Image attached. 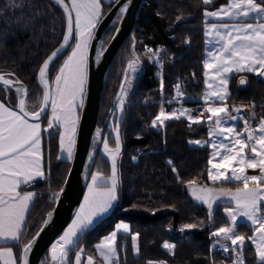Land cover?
<instances>
[{"label": "trees", "instance_id": "obj_1", "mask_svg": "<svg viewBox=\"0 0 264 264\" xmlns=\"http://www.w3.org/2000/svg\"><path fill=\"white\" fill-rule=\"evenodd\" d=\"M32 1L38 3L37 6L34 4L24 12L14 9L16 12L13 15L9 13V5H5L8 13L4 16L1 9L4 0H0V73H14L16 78L26 83L28 108L37 111L43 95L38 71L43 60L61 41L65 17L52 0ZM227 1L213 0L205 5L202 0H147L142 6L133 32L121 46L108 73L98 121L99 127L108 132L109 115L116 104L128 58L138 54L142 72L134 79L119 124L118 201L106 218L81 234L78 245L69 253V264H74L75 253L81 248L85 253L96 256L95 246L115 229L119 221L128 222L131 228L130 234H118L119 264L157 261L166 264H230L234 261L232 254H223L212 247L215 238L211 236L217 228L229 224L223 209L230 203L215 205L210 218L207 206L197 203L189 194V181H195L196 185L238 186L232 181L211 182L208 176L210 146L189 143L206 141L208 125L202 123L189 127V121L181 118L165 121L162 126H152V120L160 111L162 97L175 95L177 83L187 98V105L196 104L203 95L204 11L214 10ZM112 4H104V14ZM47 9L51 10L50 13ZM46 17L50 18L51 24L47 25ZM117 25L118 22L114 20L107 29L100 52L112 38ZM145 43H163L167 46L162 58V78L142 54ZM69 51L51 66V79ZM241 77H247L248 83L244 87L238 83ZM0 99L14 108L17 105V95L11 90L0 88ZM249 100L264 101V78L248 72L234 73L227 101ZM48 118L49 114L42 120L44 126ZM59 133L58 126L45 133L47 177L50 181L47 182L46 178L34 184L38 193L21 242L12 244L19 263L23 242H28L36 234L47 213L54 207L55 202L46 190L47 185L52 191H60L70 168L71 161L59 157ZM108 143L115 147L113 137L108 138ZM95 171L105 176L111 175V162L102 152L97 153L92 174ZM186 224H196L197 227L180 231ZM236 231L248 239L253 228L239 222ZM135 233H139V254L134 251L131 240V235ZM166 242L175 245L173 251L162 247ZM242 255L245 264L257 263L252 244L245 246ZM41 264L53 262L46 255ZM96 264L101 263L97 260Z\"/></svg>", "mask_w": 264, "mask_h": 264}, {"label": "snow or ice", "instance_id": "obj_2", "mask_svg": "<svg viewBox=\"0 0 264 264\" xmlns=\"http://www.w3.org/2000/svg\"><path fill=\"white\" fill-rule=\"evenodd\" d=\"M55 2L66 13V32L60 46L39 68L38 80L43 87L39 111L28 110L25 99L26 87L14 73H0V88L5 91L11 90L19 97L15 109L0 100V241L21 242L26 226V214L36 194L31 191L21 192L19 189L21 185H29L35 183L37 179L45 178L39 121L49 107L51 119L48 120V129H52L54 124L61 126L63 130L59 133L60 147L69 160L74 155L76 129L79 123L78 109L84 106L88 81L89 49L97 39L95 33L103 16V8L101 0H71L70 5L64 0H55ZM111 2L116 3L117 0ZM202 2L208 5L213 0H202ZM129 4L130 0H125L120 6L121 16L126 14ZM9 6L20 5H17L15 0H9ZM204 16L219 21H234L212 23L206 28L209 50L208 58L203 62L206 90L202 100L205 104L204 111L209 115L206 119L193 117L190 110L183 107L166 113L161 106L158 115L152 120V126H162L165 121L181 118L189 121V127L202 123L209 126V140L203 142L195 140L189 143L211 147L212 154L208 161L211 167L208 176L213 183L235 181L242 184V187L232 191L207 186L197 187L195 181H189L190 195L194 200L207 206L210 218L218 202L226 201L234 205L223 209L229 218V225L219 227L211 233L215 238L213 248L219 245L225 253L234 252V264H244L242 253L245 248V237L236 232L238 219L242 217L254 228V235L248 239L255 246L260 264H264V117L259 119L256 128H252L248 120L240 115L241 107L233 106L230 110L226 104L229 96L228 83L233 73L247 71L264 78V0L259 3L257 0H230L218 10L205 9ZM244 18L254 20L255 23L244 22ZM65 50L70 51L50 84L48 79L50 66L65 54ZM103 51L104 49L101 50V55ZM147 53L149 59L159 62L162 69L160 52L147 49ZM96 59L99 60L100 55H97ZM140 70V57L134 54L128 62L124 76L126 87L122 86L118 97L121 113L132 80ZM239 83L244 85L245 80L241 79ZM161 88H163L162 82ZM183 98L181 85L177 83L174 99L179 102ZM251 107L255 108V105ZM251 116L255 117L254 111ZM238 120L243 123L242 131L236 130L235 122ZM114 127L115 147H109L107 138L102 141L104 152L111 160V175L106 177L100 172L91 174V183L84 203L67 230L52 245L53 264H69V253L78 245L81 234L99 217L108 213L118 200L117 160L121 152V140L119 124ZM217 160L218 162H214ZM257 168L261 170L260 175L246 174V169ZM62 192L63 189L53 194V202L58 200ZM52 215L51 212L47 214V218L43 221L45 225L51 221ZM196 227V224H186L180 231ZM130 232L128 223H117L115 230L95 246L104 264H118V234ZM131 240L134 251L139 254V233L132 234ZM222 241H229L230 245ZM34 243L35 238L23 242L22 264H28V253ZM162 247L173 251L175 245L166 242ZM83 253L82 248L75 253V264H81ZM0 260L3 264H17L11 247L0 246ZM87 264H94L92 256L87 257Z\"/></svg>", "mask_w": 264, "mask_h": 264}, {"label": "water", "instance_id": "obj_3", "mask_svg": "<svg viewBox=\"0 0 264 264\" xmlns=\"http://www.w3.org/2000/svg\"><path fill=\"white\" fill-rule=\"evenodd\" d=\"M52 1L57 4L55 0ZM146 1L147 0H130V4L126 14L121 16L119 9L120 6L124 4L125 0H117V2L113 3L108 11L103 14L102 19L97 26V30L95 33L97 39L93 41L92 46L89 49L88 81L86 85L84 106L80 109L74 155L71 159L70 168L65 181L61 187V189H63V192L59 196L58 200H56L54 207L48 212L53 213L51 221L47 225L42 223L36 234L29 240L31 241L33 240V238H35V243L28 253V264H41L43 258L46 255H49L51 259L52 245L55 243L56 239L67 227V225L71 222L81 203V200L91 178L97 153L100 151L103 144L102 141L104 140L105 131L99 127L98 121L108 73L121 46L133 32L139 13ZM64 2L69 4L68 0H64ZM57 5L62 10L65 17V34L67 16L63 11V8L59 4ZM117 18H119L117 28L112 38L104 48L103 54L101 55L100 45L102 38L111 23ZM61 43L62 39L59 44L47 55V57L57 47H59ZM67 51L68 50H65V53ZM97 55H100L99 60L96 59ZM47 57L43 60V62L47 59ZM42 64L40 65V67L42 66ZM48 79L51 84L52 80L50 77V70ZM241 79L245 80L244 77ZM19 81H21L22 84L26 87L27 95L25 99L27 102L28 86L22 80ZM245 85L246 80L244 85L240 84L241 87H244ZM18 100L19 97L17 96V104ZM39 109L37 111H39ZM49 111L50 107L45 112V115L41 117L40 121H42L48 115ZM98 132L99 135H97ZM95 139H97L98 142L96 146L93 147V142ZM195 186L203 187L201 185ZM46 218L47 215L45 219ZM41 229L43 230L41 231ZM37 233H39L38 236ZM22 257L23 248L21 252L20 264H22Z\"/></svg>", "mask_w": 264, "mask_h": 264}, {"label": "crops", "instance_id": "obj_4", "mask_svg": "<svg viewBox=\"0 0 264 264\" xmlns=\"http://www.w3.org/2000/svg\"><path fill=\"white\" fill-rule=\"evenodd\" d=\"M229 1V0H228ZM68 2H69V4H70V2H71V0H68ZM106 3H111V0H101V4H102V8H103V14H104V4H106ZM208 11H214V10H208ZM205 17V16H204ZM205 20H206V23H205V25H204V34L206 33V28H207V26H209V25H211L212 23H217V24H219V23H233L234 21H232V20H224V21H219V20H216V19H214V18H206L205 17ZM244 22H252V23H255V21L254 20H251V19H249V18H244ZM209 38L206 36V34H205V57H204V61L208 58V55H207V52H208V50H209V45L207 44V40H208ZM66 59V58H65ZM244 72H247V71H244ZM239 73H243V72H239ZM248 73H250V72H248ZM234 74V73H233ZM232 74V75H233ZM251 74H254V73H251ZM232 75L230 76V79H229V83H228V92L230 93V81H231V77H232ZM256 75V74H255ZM256 76H258V75H256ZM258 77H260V76H258ZM242 78V77H241ZM241 78H239V80L241 79ZM206 89V88H205ZM204 94V93H203ZM202 97H203V95L200 97V98H198L197 99V103H200V104H202L203 106H204V108H205V104H204V102H203V100H202ZM1 100V99H0ZM4 101V100H3ZM7 103V102H6ZM8 104V103H7ZM226 104L227 105H229L228 104V101L226 100ZM184 108H186V109H189L190 110V114L193 116V117H200V116H202V115H199V116H196L195 114H194V110H193V107H191V106H185ZM13 109H15L14 107H13ZM81 109V108H80ZM80 109H78V115H79V117H80ZM229 109L231 110L232 108L231 107H229ZM204 116H202V117H200L201 119H206L207 118V116L209 115L206 111H205V113L203 114ZM51 119V108H50V111H49V118H48V120H50ZM39 123H40V125H41V153H42V157H43V159H42V166H43V171H44V173H45V178H43V179H37L36 181H35V183L36 182H38V181H40V180H44V179H46L47 178V163H46V153H45V133L47 134L48 132H49V130L50 129H48V121H47V125L46 126H44V124L42 123V121H39ZM236 124H237V131H242V129H243V126H242V124L239 122V121H236L235 122ZM79 124V123H78ZM54 126H58V125H55L54 124ZM59 127V129H60V132H62V127L61 126H58ZM208 128H209V126H208ZM77 129H78V125H77ZM77 129H76V135H77ZM75 139H76V137H75ZM210 138H208L207 140H209ZM206 140V141H207ZM203 142V141H202ZM194 145H196V144H194ZM198 146V145H197ZM75 149V148H74ZM210 149H211V147H210ZM211 154H212V149H211ZM211 154H210V158H211ZM59 157L60 158H63V159H67V160H69L68 158H67V155H66V153L61 149V147H60V143H59ZM209 158V159H210ZM214 162H218V160L217 161H214ZM236 166V165H235ZM211 166L209 165V168H210ZM102 174V173H101ZM246 174H250L251 176H253V175H260L261 174V170L259 169V168H257V169H246ZM102 175H104V174H102ZM105 176V175H104ZM107 177V176H106ZM211 181V180H210ZM212 182V181H211ZM35 183H32V184H29V185H21V187H20V191L21 192H27V191H31V192H33V193H35L36 195H35V197H34V200H33V202L30 204V207H29V210H28V212H27V214H26V223H27V219H28V216H29V213H30V210H31V207H32V205H33V203H34V201H35V198H36V196H37V193H38V190L34 187V184ZM91 183V178H90V181H89V183H88V186H89V184ZM88 186H87V188H86V190H85V193H84V195H83V198H82V200H81V203H80V205H79V207H78V209H77V211H76V213L79 211V209H80V207H81V205L84 203V198H85V196H87L88 195ZM201 186H207V187H212V188H215V189H219L220 187H227V186H217V185H214V184H204V185H201ZM118 189H119V187H118ZM118 201V200H117ZM117 201L114 203V205H113V207L109 210V212L108 213H106L105 215H103V216H101V217H99L96 221H95V223L93 224V225H91L90 226V228L89 229H87V230H90V229H92L94 226H95V224L99 221V220H101V219H104V218H106L110 213H111V211H112V209L114 208V206H115V204L117 203ZM196 201V200H195ZM197 202V201H196ZM221 202H226V201H221ZM198 203V202H197ZM218 203H220V202H218ZM228 203H230L231 204V202H228ZM76 213H75V215H74V217H73V219H75V216H76ZM73 219L71 220V222L73 221ZM71 222L67 225V227L63 230V232L59 235V237L61 236V235H63V233L67 230V228H68V226L71 224ZM120 223V222H119ZM25 229V228H24ZM87 230H85V231H87ZM84 231V232H85ZM123 234V233H122ZM108 236V235H107ZM59 237L56 239V241L59 239ZM55 241V242H56ZM16 243H19V242H14V241H0V246H3V247H11L12 249H13V252H14V255H15V257H16V261H17V264H20L19 263V260H18V257H17V254H16V252H15V248L12 246V244H16ZM216 248H218V246L216 247ZM77 251H79V250H77ZM76 251V252H77ZM97 251V250H96ZM88 256H92L93 258H94V264H96V261L98 260L101 264H104V261L102 260V258L99 256V254H98V251H97V254H96V256L95 255H90V254H87V253H83V255H82V259H81V264H87V257ZM154 264H166L165 262H163V261H157V262H153ZM0 264H3V261L2 260H0ZM74 264H75V256H74ZM119 264V263H118Z\"/></svg>", "mask_w": 264, "mask_h": 264}, {"label": "rangeland", "instance_id": "obj_5", "mask_svg": "<svg viewBox=\"0 0 264 264\" xmlns=\"http://www.w3.org/2000/svg\"><path fill=\"white\" fill-rule=\"evenodd\" d=\"M9 1V0H8ZM8 1L7 2H5V0H4V5H3V7L1 8L2 9V12L4 13V16L8 13V7H6L5 8V5L6 6H8L9 5V3H8ZM230 2V0L229 1H227L225 4H223V5H227L228 3ZM257 2L259 3V2H261V0H257ZM15 3L17 4V5H20L19 7H10L9 6V8H10V10H9V13H14V12H16V11H14V9H16L18 12H24L25 10L26 11H28L30 8H32V6L35 4V6H37V4L38 3H36L35 1H32V0H15ZM222 6V5H221ZM220 6V7H221ZM41 6L39 5L38 6V8H40ZM220 7H218V8H216V9H214V10H218ZM41 11H42V8H41ZM47 12H49L50 13V9H47L46 10ZM41 14H43L42 12H41ZM13 15V14H12ZM45 16H46V13H45ZM45 16H44V18H45ZM118 20H119V18H117L116 19V21L118 22ZM50 18L48 19L47 17H46V23H47V25H49V24H51L50 22ZM142 54L144 55V57L149 61V63L150 64H152V62L149 60V58L144 54V52L142 51ZM67 57V56H66ZM133 58V56L132 57H129L128 58V61H127V65H128V62L131 60ZM163 63V62H162ZM63 64V63H62ZM62 64H61V66H62ZM127 65H126V67H125V71H124V73H123V79H122V83H121V87H120V90H119V92H118V95H117V99H116V104H115V106H114V108H113V110L111 111V113H110V115H109V121H108V129H109V131L108 132H106L105 131V135H104V139L105 138H107V141H108V138H110V137H113L114 139H115V125L116 124H120V121H121V118H122V116H123V113H121L120 111H119V106H118V97H120V94H121V88H122V86H124V87H126V83H125V79H124V76H125V73H126V71H127ZM60 66V67H61ZM156 70H157V74H158V76L160 77V78H162V69H161V67L159 66L158 68H156ZM141 72H142V67H141V70L139 71V73L136 75V77L138 76V75H140L141 74ZM56 74H58V71L56 72ZM55 74V75H56ZM55 75H54V77H55ZM54 77H53V79H51L52 81L54 80ZM135 77V78H136ZM134 78V79H135ZM245 78V80H246V85H247V77H244ZM134 79L132 80V84H131V88H132V86H133V82H134ZM239 83V82H238ZM131 88L128 90V93H129V91L131 90ZM205 88H206V83H205ZM206 90V89H205ZM205 90H204V92H205ZM128 95V94H127ZM183 96L186 98V96L183 94ZM200 98V97H199ZM126 100H127V98H126ZM126 102V101H125ZM229 106V105H228ZM230 107V106H229ZM49 114V113H48ZM202 116H204V115H202ZM202 116H200V117H202ZM119 133H120V131H119ZM208 138H209V135H208ZM97 142H98V140L97 139H95L94 140V142H93V147H95L96 146V144H97ZM109 144V143H108ZM109 147H112L110 144H109ZM114 148V147H113ZM99 152H102V154L111 162V160H110V157H108L107 156V154L104 152V149H103V144H102V147H101V149H100V151ZM119 157V156H118ZM69 161H71V160H69ZM233 166H235V165H233ZM96 172H99V171H95L94 173H96ZM93 173V174H94ZM101 173V172H100ZM247 175H249V176H251L250 174H247ZM50 180H49V178L47 177V182H49ZM232 182H234V183H236V184H238V186H236V187H231V186H228V187H220L219 189H225V190H232V191H235L236 190V188H238V187H242V184H240V183H238V182H235V181H232ZM250 187L252 186L251 185V183H250V185H249ZM46 190H47V192L48 193H50V196H51V199H54V193H59V190L58 191H52V189L50 188V185L48 184L47 185V188H46ZM206 206V205H205ZM230 207H234V205L231 203L230 205H228L227 207H225V208H230ZM226 215V214H225ZM226 217H227V215H226ZM228 218V217H227ZM228 220H229V218H228ZM119 222H124V223H128V222H126V221H119ZM119 222H117V223H119ZM239 222H245V223H247L248 225H250L252 228H253V226L250 224V223H248L244 218H239L238 219V223ZM237 223V224H238ZM129 224V223H128ZM130 225V224H129ZM229 225V224H228ZM228 225H226V226H228ZM115 230V229H114ZM113 230V231H114ZM237 232V231H236ZM131 233V232H130ZM130 233H128V234H130ZM110 234V233H109ZM108 234V235H109ZM238 234V233H237ZM254 235V228H253V233H252V235L251 236H253ZM250 236V237H251ZM104 238V237H103ZM102 238V239H103ZM214 242H215V240H214ZM214 242H213V244H214ZM100 243V242H99ZM222 243H225V244H229L230 245V242L229 241H222ZM248 243H250V244H252L251 243V241L249 240V239H246L245 238V246L248 244ZM253 245V244H252ZM218 246V248H220V246L219 245H217ZM254 246V245H253ZM254 248H255V246H254ZM217 251H219V252H221V253H223V254H232L234 257H235V253L234 252H232V251H229L228 253H225V252H223L222 250H217ZM257 254V253H256ZM47 256H49V255H47ZM243 261H244V258H243ZM230 264H234V261L232 262V263H230ZM244 264H245V261H244ZM256 264H260V262H259V258H258V255H257V263Z\"/></svg>", "mask_w": 264, "mask_h": 264}, {"label": "built area", "instance_id": "obj_6", "mask_svg": "<svg viewBox=\"0 0 264 264\" xmlns=\"http://www.w3.org/2000/svg\"><path fill=\"white\" fill-rule=\"evenodd\" d=\"M147 49L159 51L161 61H162L164 54L167 52V46L163 43H156V44L145 43V44H143V52L148 58H149V55L147 53ZM149 60L152 62V64L156 68H158L160 66L159 62L152 60V59H149ZM174 97H175V95L162 97L161 103H160V108H161V106H163L166 113L171 112L175 109H179L181 107L189 106L186 104L187 99L184 96H183L184 98L179 102H177L174 99ZM166 101H172V102L167 103ZM229 104L231 105V107L235 106V107H241L242 108V112L240 113V115H242L244 119L248 120V122L252 126V128H256L259 119L264 117V101L249 100V101H241V102H230ZM252 105H255V108H252L251 107ZM191 107H193L194 114L196 116L203 115L205 113L204 106L200 103L194 104ZM253 111L255 112L254 118L251 116V113ZM238 121L243 126L242 121H240V120H238ZM137 159H138V155L135 156V160H137Z\"/></svg>", "mask_w": 264, "mask_h": 264}]
</instances>
